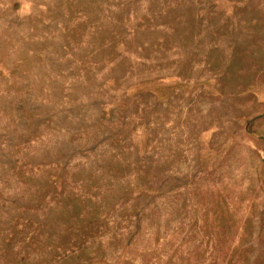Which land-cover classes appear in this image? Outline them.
Segmentation results:
<instances>
[{
  "label": "rangeland",
  "instance_id": "374dc122",
  "mask_svg": "<svg viewBox=\"0 0 264 264\" xmlns=\"http://www.w3.org/2000/svg\"><path fill=\"white\" fill-rule=\"evenodd\" d=\"M0 264H264V0H0Z\"/></svg>",
  "mask_w": 264,
  "mask_h": 264
}]
</instances>
